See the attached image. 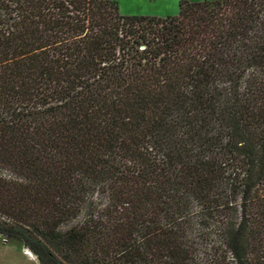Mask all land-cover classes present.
Masks as SVG:
<instances>
[{"label": "trees", "instance_id": "trees-1", "mask_svg": "<svg viewBox=\"0 0 264 264\" xmlns=\"http://www.w3.org/2000/svg\"><path fill=\"white\" fill-rule=\"evenodd\" d=\"M0 237L37 264H264V0H0Z\"/></svg>", "mask_w": 264, "mask_h": 264}, {"label": "rangeland", "instance_id": "rangeland-1", "mask_svg": "<svg viewBox=\"0 0 264 264\" xmlns=\"http://www.w3.org/2000/svg\"><path fill=\"white\" fill-rule=\"evenodd\" d=\"M113 1L117 2L119 11L123 15L167 17L174 16L178 13L179 0ZM188 1L200 2L213 0ZM1 239L2 237H0V264H37L36 259H33L31 256L24 253V251L26 252L28 250L19 241L7 239V243H2Z\"/></svg>", "mask_w": 264, "mask_h": 264}, {"label": "built area", "instance_id": "built-area-1", "mask_svg": "<svg viewBox=\"0 0 264 264\" xmlns=\"http://www.w3.org/2000/svg\"><path fill=\"white\" fill-rule=\"evenodd\" d=\"M1 240H2V243H7V241L5 239L2 238Z\"/></svg>", "mask_w": 264, "mask_h": 264}, {"label": "crops", "instance_id": "crops-1", "mask_svg": "<svg viewBox=\"0 0 264 264\" xmlns=\"http://www.w3.org/2000/svg\"><path fill=\"white\" fill-rule=\"evenodd\" d=\"M26 252H28V251H26ZM26 252L24 251V253L26 254ZM30 253V252H29ZM31 254V253H30Z\"/></svg>", "mask_w": 264, "mask_h": 264}, {"label": "bare ground", "instance_id": "bare-ground-1", "mask_svg": "<svg viewBox=\"0 0 264 264\" xmlns=\"http://www.w3.org/2000/svg\"><path fill=\"white\" fill-rule=\"evenodd\" d=\"M31 256V255H30Z\"/></svg>", "mask_w": 264, "mask_h": 264}]
</instances>
